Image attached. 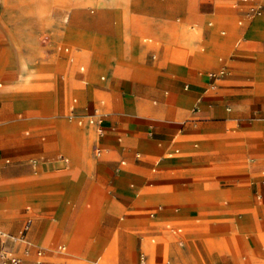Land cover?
Returning <instances> with one entry per match:
<instances>
[{
    "label": "crops",
    "instance_id": "0c3cea01",
    "mask_svg": "<svg viewBox=\"0 0 264 264\" xmlns=\"http://www.w3.org/2000/svg\"><path fill=\"white\" fill-rule=\"evenodd\" d=\"M85 1L89 0H43L39 5L12 2L0 9V81L6 83V87L0 89V146L6 143L9 146L6 152L15 160L11 164L3 163L0 151V264H12L1 258V254L9 251L25 264H104L102 260L108 248L97 241V234L113 249L115 264H127L131 251L138 253L134 238L129 239L127 251H123L120 259L117 247L107 240L109 227H93L82 239L76 237L81 232L83 202L96 185L108 191L99 209L100 216L109 214L112 220V214H122L123 224L130 227H145L153 221L170 222L171 227V224L195 225V217L201 213L205 224L217 233L230 226H237L243 233L241 244L227 247L225 261L220 258L219 262L216 257L218 264H245L246 261L264 264V206L254 202L256 193L264 197V176H256L252 171L263 162L250 160L247 167L240 168L242 171L218 167L222 170L218 182H224L220 186L212 180L210 185L198 187L194 178L196 161H210L216 152L225 153L222 157L233 154L256 158L264 154V16L249 19L253 10H264V0L240 3L238 10H231L235 15L247 18L245 23L240 21L238 24L232 50L229 42L207 36L208 54L180 56L167 54L164 48L159 51L158 61L147 58V50L151 47H140L127 40L122 32L119 36L98 33L95 20L84 14ZM226 3L230 4L231 0ZM251 6L255 7L250 9ZM134 9L158 20L181 17L190 22H204L219 11L217 0H167L164 4L155 2L154 7L152 3H145ZM38 10L46 12L43 16L55 23L57 40L61 37L66 41L65 34L71 28L91 43L82 50L90 64L86 78L93 84L92 88L71 83L65 85L59 80L50 92L33 93L20 89L31 83L37 67L32 60L42 53L46 55L45 61L50 58L48 52L32 49L44 35L39 16L31 15ZM66 14L74 25L59 36V27L68 23L63 20ZM114 21H117L116 16L105 18L102 25L110 27ZM123 24L122 15L119 25ZM209 27H213V23H209ZM225 33L222 30V34ZM186 41L199 43L189 34H186ZM218 53L224 54L225 58L218 57ZM153 58L156 60V56ZM51 69L58 74L65 68L58 63ZM220 70L228 72L220 82L232 84L216 85L219 79L212 82L205 76ZM81 71L85 68L81 67ZM103 74L112 79L111 86L101 87V81L106 80L101 77ZM183 80L193 84L190 92L179 90L178 83ZM190 82L184 84L185 91L190 89ZM165 84L171 85L170 93L161 90ZM212 85L216 87L212 88ZM154 87L155 99H159L160 104L151 108V115H148L141 102L145 95H153ZM102 91L108 93L113 113L104 112L108 105L100 99ZM69 112H75L76 117L67 118ZM235 122L239 131L246 135V144L223 141L218 136ZM150 123L155 124L156 132H162L161 136L143 137ZM33 127L36 130L31 136L30 131L26 135L23 133ZM101 131L105 132L104 137H101ZM173 136L175 138L171 140ZM21 141L28 145L18 146ZM94 146L104 151L103 158L94 156ZM135 149L147 159L155 160L159 168L179 169L172 180L174 190L137 194L133 182L138 185L155 183V189L162 190L166 177L149 174L144 167L148 164L142 161H134L136 169L132 170L118 160L109 159L112 154L124 158ZM243 150L246 151L241 153ZM182 151L189 154L187 166L179 157ZM140 156L137 152L136 157ZM183 182L189 184L188 191L178 189ZM167 193L195 200L182 207L175 201L168 204L157 201ZM75 196L77 200L73 203L71 199ZM53 200L65 203L56 220V207L46 203ZM141 202H149V213L145 217L138 214ZM155 202L163 207L156 209ZM171 203H177L179 208L170 207ZM126 208L130 211H125ZM163 208L176 209L170 212V217H183L185 221L175 223L171 219H162ZM153 210V218H150ZM123 211L127 212L125 216ZM27 224L29 229L24 233V239L13 240L12 237L21 236ZM181 231L182 228H178V232ZM57 239L71 241L72 249L67 250ZM197 242L205 246L203 239L190 241L188 252L197 259V264H205L197 253ZM60 246L64 249H59ZM38 249L44 250L43 256H38Z\"/></svg>",
    "mask_w": 264,
    "mask_h": 264
},
{
    "label": "rangeland",
    "instance_id": "374dc122",
    "mask_svg": "<svg viewBox=\"0 0 264 264\" xmlns=\"http://www.w3.org/2000/svg\"><path fill=\"white\" fill-rule=\"evenodd\" d=\"M41 1L43 0H0V9L2 7H8L9 5H11L12 2L13 4L32 3L39 5ZM166 1L162 2V0H89L85 1L86 5L84 6V14L86 15V17H90L95 20L94 27L98 33L115 34L119 36L122 32L123 35L127 38V40L131 42H136L140 47H151L149 51L147 50L146 56L152 61H158L160 55L159 51L164 48L167 54L172 53L180 56L193 55L195 53L208 54L209 47L206 41L207 36H212L213 39L224 40L226 42H229L230 50H232L234 48V42L236 39L237 31L239 29L238 24L240 21L245 23L247 18L235 15L234 13H232L231 10H238L240 3L251 4L254 0H249L248 2H243V0H231L230 4L226 3L227 0H217L219 11L215 15L209 16L204 22L185 21L181 17H176L174 18V20H158L155 19V17L153 16H149L150 14L143 15L141 14L142 12H138L134 9V6L143 7L145 3H152V7H154L155 2L159 4H164L166 3ZM125 3H127V6L124 5ZM254 7L255 6H251L250 9ZM257 11H261L262 15L264 16V10L256 9L255 12L257 13ZM120 12L122 13L124 18L123 26L119 25L120 18L122 17V15L119 16ZM151 12L153 13V11ZM256 13L252 12V15L249 17V19L257 15ZM45 14L46 12L39 10L31 12L32 16H39L38 22L42 24L41 32L42 34H44L38 38L37 42L35 43L32 49L48 52L50 58L48 59V61H45L44 57L46 55L42 53L41 55H39V57L32 60L34 65L37 67H35L32 73L31 83L24 85L20 89L25 92L33 93L50 92L55 89V85L59 80L65 85L71 83L78 85L82 88H92L93 84L88 83L89 81L86 78L90 70V64L88 61L85 60V55L87 54L85 53V51H83L86 50L87 45L90 46L91 43L86 41L82 34H80L74 29L69 28L74 24L68 14L63 17V20H68V23H63L61 27H59L58 31L59 36H62V31L66 30V28H69L67 30V33L65 34L66 41L61 39V37L57 40L54 34V32H57V27H55V23L50 20L51 18H45V16H43ZM115 16L117 21H114V23H112L113 26L109 27L102 25V23L105 21V18H115ZM255 19H257V17H255L254 20ZM209 23H213V27H209ZM222 30L226 31V33L222 34ZM186 34H189L191 38L198 39L199 43L192 44L191 41H186ZM43 40H46L47 42H43ZM14 45L18 49L17 44ZM66 49H68V51H66ZM202 49H204L205 51L202 52ZM217 55L218 57L225 58V55L222 53H218ZM155 56L156 60L153 58ZM44 63L46 64L41 65ZM58 63L63 64L65 69L62 72L55 74V72L51 68L52 66ZM44 67L46 69H43ZM81 67L85 68L84 72L81 71ZM100 72H98V75L100 74ZM222 72L224 73V76L228 74V72L220 70L217 72L212 71L206 73L205 76H207V78H209L213 82L214 79L211 76H218ZM101 77L106 78L105 81H101L100 83L102 88H106L108 87V85H112V79H110L108 75L103 74ZM221 80L222 78L220 77L219 80H217L216 85L232 84L231 82H220ZM187 82L190 81L183 80L178 83L179 90L183 92H190L192 90L193 84L190 82V89L188 91H185L184 84ZM0 83L2 84V86H0V89L6 87V83L4 82V80L0 81ZM211 87L213 88L216 86L212 85ZM158 88L161 87L158 86ZM161 90L163 91V93H165V91H168L170 93L172 87L170 84H165L164 86H162ZM107 94V92L102 91L100 97V99L104 100L105 103L108 105V109L104 112L113 113L114 109ZM155 100H157V104H155ZM159 104L160 100L155 99L154 87L153 95H145L144 99L141 102V107L146 114L151 115L149 112L150 109L155 106H158ZM75 117V112L67 113V118L72 119ZM34 128L35 127L25 129L23 133L26 135V132L30 131L31 136L36 130V128ZM161 134L162 132L155 131V124L150 123L146 132L143 133V137L152 139L161 136ZM218 136L221 137L223 141L237 142L239 145L247 143L246 135L239 131L236 122L229 124L226 129L218 133ZM194 137H198V135H194ZM170 138L171 140H173L175 136ZM26 145H28V143L25 144L21 141L18 146H21L23 148ZM8 149L9 146L6 143L5 145L0 146V151L2 152V162L5 164H11L15 161L14 158L8 152H6ZM93 150L94 156L98 159L104 157V151L100 147L94 146ZM99 150L102 153L100 157L97 156ZM244 151L246 150H243L241 153H243ZM137 152L141 153V156L139 158L136 157ZM171 153L172 152L166 154V156L169 157ZM216 154L217 155L211 158L210 161H196L194 178L198 184V187H200V185H210V181L212 182V180L215 183H219L220 186V184H224V182H218L220 179L219 173L222 172L221 169H217L218 167H234L236 171H242V169L240 168L247 167V163H249L250 160L254 159L263 162V165L258 169L252 170L253 174L256 176H264V154L261 157L259 156L256 158L254 156H252L253 158H249L248 156H236L233 154L225 155L224 157H222L221 155L225 154L222 152H216ZM179 157L183 158V161H185L186 163L184 164V166H187L189 162V154L182 151ZM109 159L118 160L122 166L132 170L136 169L133 163L134 161H142L148 164L144 166L146 172L152 175L160 174L166 177L163 183L164 188L162 190H158V188L155 189V183H150L147 185H138L137 183L133 182V184H135L133 188L136 189L137 194H156L161 193L162 191L165 192V190H174V181L172 180L175 174L179 172V169L173 167L159 168V166H157V164L155 163V160L147 159L139 149L133 150L131 153H129V155L124 158H120L112 154L111 156H109ZM7 160H9V162H7ZM228 170L229 169H227V171ZM111 174H113V172H111ZM178 189H180V191H188L190 187L188 183L183 182L181 183ZM107 192V189H105L103 186L96 185L95 189L91 192L89 197L85 199L82 205V213L80 217L81 221L79 225L81 232L76 237L77 239H82L85 235H88V233L93 227H98L100 229L105 226L109 227L110 233L106 235L107 240L109 241V244L111 246L117 247L116 250L120 259H122L123 251H127L126 245L128 244L129 239L134 238V246L139 254L134 251H131V254L129 256L130 261L128 262L127 260V262H125L127 264H197V259L195 257L192 258L190 252H188L189 243L193 240L202 241V239L205 246L202 247L197 242L198 255L202 258V260H204L205 264H218L219 262H221L220 258H223V260L225 261L224 257L227 256V247L231 246L232 244L239 245L243 241V233H241V230L237 226H230L224 229V231H220L219 233H217L211 230V227H209L208 224H205V220H203V215L201 213L196 215L195 225L192 226H187L184 224H171V227H169L170 222L155 223V221H153L151 224L145 227H130L129 225L123 224L122 214H112L113 219L110 220L109 214L100 216L99 213L101 203L105 198ZM256 192L257 191H255L254 193ZM168 194L169 193L163 194V199L160 197L157 201H160V203L164 204H168L170 202L175 201L178 202L179 205L182 207L190 205L195 200L194 198H185L184 195L177 196V193H175V196L173 194L172 196H170L171 194ZM263 198L264 197L261 196V194L256 193V195H254V202H256V204L264 206ZM71 200V202L74 203L76 202L77 197L75 196ZM61 201L63 200H53L51 202L46 201V203H49L48 205H54V207H56V212L54 216L55 220L61 212L63 204H65ZM148 203L149 202H141V204L139 205V209L141 210L138 214H141L144 217L145 215H148ZM203 204L205 205L207 203L203 202ZM179 205L177 203H171V205L169 206L178 209ZM207 205H209V203ZM159 207L162 208L163 206H160L159 203L155 202V208L158 209ZM174 210L176 211V209L163 208L164 213L162 212V214L160 215L161 218L171 219L175 223L185 221V218L183 217H170V212ZM125 211L129 212L130 210L128 211L126 208ZM125 211H123V213H125ZM127 212L124 214V216L127 214ZM153 213L154 210L151 211V213L149 214L150 218H153ZM186 220L189 221V219ZM178 228H182V231L178 232ZM96 239L98 242H100L102 245L107 246L108 248L105 259L102 260V262L104 264H115L116 259L114 257L113 249L109 248L106 243V240L98 234L96 236ZM57 240L60 243H64L66 245L67 250L72 249L73 245L71 241L67 239ZM246 240L247 239L245 238V241ZM216 257H218L219 262L216 260ZM87 263L89 262H85L84 264ZM245 264H248L247 261Z\"/></svg>",
    "mask_w": 264,
    "mask_h": 264
},
{
    "label": "built area",
    "instance_id": "2783aa9c",
    "mask_svg": "<svg viewBox=\"0 0 264 264\" xmlns=\"http://www.w3.org/2000/svg\"><path fill=\"white\" fill-rule=\"evenodd\" d=\"M258 10H259V9H258ZM253 13H256L255 10H253ZM256 14H257V15H259V14L262 15L261 11H257ZM222 76H224V73H223V72H222L220 75H218V76H217V75H212L211 77H212L214 80H217V79H219V78L222 77ZM97 154L100 155V154H101V151L99 150ZM28 229H29V224H27V225L25 226V229L22 231L21 236H19V237H12L13 240L17 241V240H22V239H24V236H23V235H24V233H25ZM59 249L63 250L64 247H63V246H60ZM37 254H38V256H40V257L43 256V255H44V250H43V249H38V250H37ZM2 257H3V259H5V260L11 262L12 264H25L24 261H23V259H21L20 257H17L16 255H14V254H13L12 252H10V251H9V252H5V253H3ZM38 263H41V262H38ZM93 264H95V263H93Z\"/></svg>",
    "mask_w": 264,
    "mask_h": 264
},
{
    "label": "bare ground",
    "instance_id": "6f19581e",
    "mask_svg": "<svg viewBox=\"0 0 264 264\" xmlns=\"http://www.w3.org/2000/svg\"><path fill=\"white\" fill-rule=\"evenodd\" d=\"M255 17H262V15L261 14H259V15H255L254 17H252L251 19H254ZM104 135H105V132L104 131H101V137H104ZM1 258H2V254H1ZM96 264H98L97 262H95Z\"/></svg>",
    "mask_w": 264,
    "mask_h": 264
}]
</instances>
